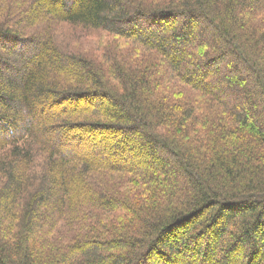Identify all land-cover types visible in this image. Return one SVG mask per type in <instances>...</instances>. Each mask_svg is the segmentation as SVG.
I'll list each match as a JSON object with an SVG mask.
<instances>
[{
    "label": "trees",
    "instance_id": "obj_1",
    "mask_svg": "<svg viewBox=\"0 0 264 264\" xmlns=\"http://www.w3.org/2000/svg\"><path fill=\"white\" fill-rule=\"evenodd\" d=\"M0 264H264V0H0Z\"/></svg>",
    "mask_w": 264,
    "mask_h": 264
},
{
    "label": "rangeland",
    "instance_id": "obj_2",
    "mask_svg": "<svg viewBox=\"0 0 264 264\" xmlns=\"http://www.w3.org/2000/svg\"><path fill=\"white\" fill-rule=\"evenodd\" d=\"M67 31H69V29H68ZM97 138H98V139H102L103 137L100 135V136H98ZM97 138H96V139H97Z\"/></svg>",
    "mask_w": 264,
    "mask_h": 264
}]
</instances>
